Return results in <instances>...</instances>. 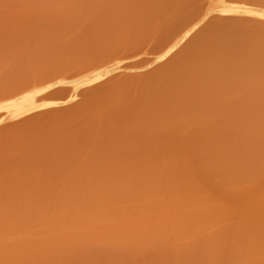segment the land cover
<instances>
[{
  "label": "bare ground",
  "instance_id": "obj_1",
  "mask_svg": "<svg viewBox=\"0 0 264 264\" xmlns=\"http://www.w3.org/2000/svg\"><path fill=\"white\" fill-rule=\"evenodd\" d=\"M0 1L4 4L3 7L11 6V9L15 8L14 10H17L16 7L26 10L35 7L36 9L40 8L36 10L37 12H40V10L46 11L47 8L52 7V11L56 9L53 14H48L49 16L46 14L47 12L42 13V16L45 14L48 25L56 26L59 29L54 32H51L52 30L50 31V29L47 30L48 28L45 27L43 20L42 26H44L42 28L45 29L46 35L44 32L43 35L38 34L43 36L40 37L43 39L49 37L50 34L48 35L47 33H52L50 37L52 35L54 37L59 33L63 35L59 37L61 38L59 39L62 41L61 43L64 42L63 40L66 37L67 40L65 42L68 40L71 42V38H68L69 35L65 33H69V31L61 30L75 28L76 25L83 26V29L87 31L82 29L85 35H81V39L76 36L74 41L78 40V42L75 45H85L86 36L88 38L93 31L98 35L94 42V50L97 51L100 49L101 44L99 39H104L106 31H109V29L116 30L119 28L121 35L131 32L138 40L148 34L153 36L152 42L147 44L148 49L141 56H135L129 61L130 63L127 60H122V67L117 78L113 77L112 74L114 72L110 74L111 77L105 74L98 80L105 79V82H100L93 90L91 86L90 88L86 87L90 84L85 85L84 75L71 79L72 81L68 84L69 89L64 90L59 95L62 100L37 107L31 113H38L37 111L42 109L49 110V107L56 108L58 106L64 107L65 105L66 108V104L75 101L76 97H78L77 100L80 99L79 94L82 97V94L87 93L86 97L83 96L79 101L80 104L77 100L75 101V103L77 102L76 105H79L75 108L72 107L74 109L71 108L70 112L65 113L66 109L63 110L64 108L58 107L51 111L41 112L37 116H25V118L28 117V121L25 120L27 121L25 123H28L25 129H7L6 125L10 122L2 125V127H6L5 129L0 128V230L6 231L10 229L16 221L18 222L20 218L23 219V216L30 218L39 216L43 212L53 215L58 214V218L66 216L64 214L68 213L67 210L70 208L69 199L76 200L75 202L79 203L81 196H83V199L87 196L86 200L84 199L85 201L88 200L87 198H92L95 203L94 200L113 198L114 195L123 193L124 190L122 189L128 185L153 188L161 183L168 187L187 186L199 188L206 183L210 186L218 187L239 181L259 183L264 179V21H261L256 16L247 14L249 12L264 11V0ZM81 1L82 3L86 1L92 2L91 9L88 11L81 9L75 10L73 13L70 12L71 7L79 8V5H86L87 2L82 4ZM74 2L75 4H71ZM78 2L81 4L78 5ZM107 3H113L114 6L110 8L109 12L100 14ZM191 3L193 5H190ZM189 5L193 6L191 11L188 10L190 7L187 6ZM0 7V13L3 11L0 14V19L9 18L8 21L19 24L22 18L19 17V10H17L19 12L17 19L15 18L16 14L12 15V17L10 15L11 18L18 20L17 22L8 17L9 13H5L6 11L2 9V4H0ZM3 15L5 16L3 17ZM33 15L36 16L34 22L37 23V14L34 13ZM29 17L30 15L28 14L27 18ZM25 21H21V23L25 24ZM27 21L26 23L30 24ZM0 22L3 23L2 21ZM39 23L41 22L39 21ZM33 24H30L29 27L33 26ZM0 28L3 29L2 26ZM185 33L190 34L186 36ZM71 34L69 37H71ZM16 36L19 38L25 37V35L20 36V33L16 34ZM58 36L60 35L56 37L58 38ZM160 38L164 39L161 44L158 43ZM80 41L85 44H78ZM63 46L62 48H64ZM52 47L50 49L54 48ZM71 49L66 48V51H74L75 47L73 50ZM169 49H172V51H169ZM166 52L168 55L163 60H160V57ZM115 73L117 74V72ZM105 77H109L107 81ZM83 87L85 90L87 88L91 91L87 90L85 92ZM80 88L84 93H82ZM76 91L75 96L73 93ZM61 97L59 98L61 99ZM166 105L173 107L156 108V106L162 107ZM65 114L66 116L63 117ZM164 116H168L171 120L162 123ZM48 121L50 125L47 124ZM52 121L55 122L52 123ZM22 122L24 124V121ZM21 124H18V126L20 125L21 127ZM10 125L12 123L9 124V127ZM31 128H33V133L29 135L28 130ZM159 128L162 129L161 132H158ZM176 140H178L177 143ZM20 166L23 168L22 175L20 174L22 173L21 169L16 171L17 167ZM22 178L25 180L30 179L29 185L33 186L32 190H22L18 186V183L23 180ZM80 184H83L82 188L85 187L84 185L86 187L90 186L88 195L85 196L87 191L85 193L80 191ZM86 187L84 190L88 188ZM128 191L130 192L125 195L137 190L130 189ZM262 199L260 197L256 198L255 202L241 208L236 206L237 201H235L231 208L222 211L224 214L220 211L221 214L218 213L219 216L217 212H213V215L210 212L204 215L181 216L183 218L182 226L189 225L186 226L187 228L182 227V230L180 229V236L184 237L188 234L184 239L181 237L184 241L180 240V236H177L179 232L174 235L173 231L166 229L169 222L171 224V220L158 223V228L161 225L163 228H159L160 231L163 232L165 231L164 229L170 231L168 232L170 236L166 231L163 232L165 241L162 240L164 242H160L162 244L160 246L165 247L163 249H167L169 245L171 247L173 245L172 240L176 237L180 240L177 243H180L175 248H179L182 251L185 249V253L181 250L179 252L177 249L182 254L176 253L174 246L175 253L172 249L174 254L171 253V249H168L170 252L165 253L167 260L169 258V261H171L172 258H176L177 261H171L173 264L175 262L177 264L178 260L181 264L182 262L184 264H198L200 263L198 260L202 261V258H200L202 257L201 252H205V254H208L203 257L206 259L207 256L206 261L208 260V264H212L216 255H219L220 251L224 253V247L227 246L225 252L230 254L228 255L229 257L233 256L235 258H232L233 264H237L246 258H252V263L246 262L247 264H253L255 258L257 264H264V258H262L263 262L259 258L264 254V202ZM222 214L226 218L222 219ZM5 216H8L9 220L4 222L5 226L1 227L2 218ZM190 216L194 219L190 218ZM198 216L199 220L203 217V222L200 221L201 223H198ZM239 216H241L242 220L238 219ZM236 217H238V222L235 219ZM16 218L19 219L16 220ZM181 218L172 219L176 223V228L180 227L176 220ZM213 218L216 219L212 220ZM219 218L222 220L220 221ZM232 218L236 222L230 221L233 220ZM244 218H248V221ZM209 219L210 221L212 220V223ZM184 220H186L185 223ZM193 220H198L196 222L197 225H193L195 223ZM216 220L220 222H216ZM223 220L226 224L223 223ZM187 221L190 224H186ZM232 222L234 226L229 227ZM141 223L140 225L143 224ZM147 223L148 227L154 225L153 229L158 231L157 227H155L157 224H151V222H144V226L139 229L144 227L147 230ZM203 223L210 227H203V230ZM220 223L221 226L219 227ZM137 224L140 226L139 223ZM137 224H135V230L138 229ZM170 224L168 227H170ZM87 225L88 228H84L86 224L79 226L70 225L66 229H61L62 231L59 230L60 232L55 235L51 234L42 238L44 240L41 242V239L32 241L28 247H19L17 244L16 246L13 244V247L10 248L7 245H0V264H18L22 254L25 252H29L28 256L33 255L34 257L32 256L33 258L30 259L29 257L31 256L28 257L25 253L23 255L25 262H23V259L20 261L21 263L36 264L38 262L37 264H43L40 262L44 261L45 264L48 257H51L52 254V257H56V254L59 251L61 253L62 250L64 254L63 252V255L58 254L54 262L61 258L60 261L62 262L57 260V263H63V256L66 255L65 259L69 258L71 263L70 261H64L66 262L64 264H68V262L72 264L73 257L84 254L82 253L83 251H80L83 246H87L88 249L91 248L88 247L90 245L86 244L91 241L96 230L91 224L88 223ZM222 225H226L224 229ZM195 226L196 228L198 227L197 234L203 233L207 228L213 231L211 230L212 232L209 231L207 233V230L206 233H203L205 237H202V239L208 238L204 240L206 242L202 241L199 245L198 243L190 245L192 237L196 241V238H194V235L197 237ZM215 226L218 228H215ZM127 227L126 229L123 228L125 231L119 232H117L116 228L102 229L103 233H99L104 238L101 237L102 240H100L102 242L107 240L103 244L108 247V250L110 244L112 245L111 250H118L119 247L121 250L126 247L124 251H127V248L128 250L129 248L132 249L128 247V244L129 246L134 244L133 242L129 243L130 237L133 236L136 241H139L145 236L141 234L140 237H135L133 235L135 230L132 233V230L131 232L129 231L130 227ZM200 227L202 229L199 231ZM176 228H171V230L178 231L179 228L177 230ZM183 228L187 229L188 233ZM221 228L222 231H218ZM229 228L231 230H228ZM48 229L50 230V228ZM114 229H116V232ZM140 232L144 233L142 230ZM147 232L146 239L142 240L146 242L144 245H147V241H150L149 244L153 241L149 239L151 231L148 233L149 235ZM139 233L136 234L139 235ZM210 233H214V235L210 236ZM222 233L223 235L221 236ZM188 237L190 240H186ZM214 237L215 239H212ZM198 239L200 240L201 238ZM211 239L214 243L217 240L219 243H211ZM63 240L66 242H63L65 246L62 243ZM141 240L139 241L140 244L137 245V249L135 245H132V250L134 251H130L133 254L137 250L142 251L141 249H144L145 246L142 247L143 243ZM166 240H168L169 244ZM207 240L210 241L208 242ZM110 241L115 243V248ZM188 242L190 247L193 246V248L191 247L192 250L188 247ZM55 244L56 246H54ZM149 244L150 248L154 243ZM184 245H187L186 247L190 250L188 249L187 251ZM106 246H103L105 250ZM117 246L118 248H116ZM182 246L184 247L182 248ZM206 247H208V251H206ZM230 248H232L233 253L230 252ZM91 249L90 252L88 250V255L92 253ZM163 249H160L161 252L158 251L159 255L163 253ZM77 250L80 253H77ZM111 250L109 252L106 250L107 255L105 253V258H103L111 263L116 261V263H120L119 261L123 262L124 260L122 259L124 258L125 261L123 263L125 264L128 259L126 257H129V252L127 251L128 254L123 252L125 256L122 258L123 255L116 250L115 258L109 257L110 260H108L106 256H109V253L111 256L114 255ZM49 251L52 253L49 254ZM84 251L87 252V250ZM191 251L192 253H190ZM258 252L260 254L258 257L260 262L257 259ZM143 253L141 254L142 256ZM188 253L193 255L192 259ZM171 254L175 255V257L172 256L170 258ZM36 255L40 256V258H37ZM91 255L93 256L95 253ZM24 256L28 257L30 261H26ZM82 256L81 259L77 257L79 261L81 260L79 264H86L87 257ZM138 256H140V253L136 257ZM160 256L162 257V255ZM228 256L226 255L227 260L225 262L229 260L227 263L232 264L230 263L232 259ZM116 257L122 259L116 260ZM195 257L197 258V263ZM77 258H75L76 261L78 260ZM142 258L137 259L140 260ZM182 258L183 260L181 261ZM131 259L133 260V258L129 257L128 260L131 262ZM106 260L104 262L107 264ZM145 260L141 261L146 262ZM160 260L162 262L163 257ZM221 260L223 259L221 258ZM164 261L166 262L165 259ZM215 262L218 263L217 261ZM100 263L102 262L100 261ZM246 263L241 262V264ZM154 264L160 263L156 262Z\"/></svg>",
  "mask_w": 264,
  "mask_h": 264
},
{
  "label": "rangeland",
  "instance_id": "obj_2",
  "mask_svg": "<svg viewBox=\"0 0 264 264\" xmlns=\"http://www.w3.org/2000/svg\"><path fill=\"white\" fill-rule=\"evenodd\" d=\"M86 2H83V3H86ZM81 3H82V1H81ZM81 3L78 2L77 4L79 5ZM0 4H2V7H3L4 4L2 2ZM71 4H75V2L71 3ZM190 5H193V3H191ZM190 5L187 7H190V8H188V10L191 11L192 10L191 8L193 6H190ZM65 6L67 7V5H65ZM81 6H83V7L81 8ZM113 6H114L113 3H107V5H105L103 10L100 12V14L109 12L110 8H112ZM91 7H92V2H87L86 5L85 4L79 5L80 9L71 7L70 12L73 13V12H75V10H81V9L88 11L91 9ZM38 8H39V6H38ZM2 9L6 11V12L4 11L6 14L9 13L8 17H10V15L12 17V15L14 16L16 14V16H15L16 19L18 18L17 15L20 12L21 16L19 15V17L24 18V20H22V18H21V21H25V20L27 21L29 19L27 22H30V24H32V23H34V24H33V26H30V27H29L30 24L29 23L27 24L26 21H25V24H26V26L28 25L27 27L24 26L25 24H22L21 21L19 22V24H14L12 21L11 22L8 21L9 18H7V16H6L7 19L3 18L6 14L3 15V17H2L3 19H0V21L3 22V23L0 22V27L2 26V28H3V29L0 28V30H1L0 31V124H1L0 128L1 129H5L6 126H7L6 127L7 129H13V130H16L19 128L25 129L26 125L28 124V123H25L28 121V119H27L28 117H33L34 115L37 116V114L44 112L48 109L39 110V111H37L38 113H36V112L31 113V112L36 110L37 107H41V106L47 105V104H53V103L57 102L58 100H62V97L59 95H61V93L64 90L69 89L68 84L73 79H76V78L84 75L85 76L84 77L85 85L90 84L86 87L90 88V86H91V89L93 90L97 84H99L100 82H103V81L105 82V79L98 81L105 74H107V75H109V77H111L110 74H112L114 72L112 75H113V77L117 78L119 70H121V67H122L121 66V64L123 62L122 60H127V62H129L135 56L136 57L141 56V54H143L145 52V50L148 49L147 44L151 43L152 39H153V36L151 34H148V35L144 36L143 38H141L140 40H138L137 38L134 37V35L131 32L126 33L125 35H121L119 32V28H117L116 30L109 29V31H106L105 38L99 39V41H101L100 49H98L96 51V50H94V48H95L94 42L98 38V35L95 34L93 31L90 34V36H88V38L86 36V39H87L86 44L82 43L81 41H80V43H78V44L82 43L85 45H82V46H79L77 44L75 45V43L78 42V40L74 41V39H76V36L77 37L79 36V38H80L81 35L82 36L85 35L83 33V30H84L83 26L81 27V26L76 25L75 28H66L65 30L60 29L61 31H69V33L65 32L69 36L72 33L71 37L68 36V38H71V42L69 40L65 42V40H67V37H66V39H64V40L62 39L64 42L61 43L62 41L59 40V39H61L59 37H62L63 35L58 33L57 35H60V36H58V38H57L56 37L57 35L55 34L56 32L54 33V35H56V36H54L55 38L52 37L53 35L50 37V35L52 33H47L48 35L50 34L48 38H45V39L40 38L43 36H40L38 34L43 35L45 33V35H46V32L44 31L45 29L42 28L44 25H46L45 27L48 28V29L46 28L47 30H49V29H50V31L52 30L51 32L56 31V29L59 30L58 28H56V26H50V25H48V23H46L47 19L44 16L45 14H43L44 17L42 16V13H44V12H47L46 13L47 15L48 14L50 15V13L53 14V12H55V10H56L55 7H54L55 10H53V11H52L53 7H52V8H47L46 11L40 10V12L36 11V10L40 9V8L36 9V7L31 8L30 10L29 9L28 10L21 9V8L18 9V7H16V9L19 10V12H17V10H14L15 8L11 9V6L10 7H8V6L3 7ZM31 10H33L34 12ZM28 11H30V12H28ZM184 11L186 12V10H184ZM2 12L0 14H2ZM21 12H22V14H21ZM34 13L37 14V19H36L37 23L34 22L35 21L34 19L36 18V16L33 15ZM28 14L30 15V17L31 16L32 17L27 18ZM48 16H47V18H48ZM15 18L14 19L11 18V20L15 21L16 20ZM32 18H33V20H31ZM43 20H44V25L42 26ZM16 21L18 22V20H16ZM39 21L41 23H39ZM182 23L184 24V22H182ZM2 24H4V25H2ZM48 26H50V27H48ZM59 28H61V27H59ZM39 31H42V32H39ZM84 31H87V30H84ZM15 32H16V34L20 33V36L25 35V37L23 36V37L19 38V37H17L19 35L16 36ZM33 34H35V35H33ZM63 34H64V32H63ZM66 34H64V35H66ZM72 35L73 36L75 35V36L73 37ZM163 41H164V39L160 38L158 40V43L161 44V43H163ZM68 42H69V44H68ZM70 43L74 44V46H72V44H70ZM37 45H38V47H37ZM62 45H64L63 46L64 48H62ZM36 47H37V49H36ZM51 47L53 49H50ZM65 47L67 49L72 48L71 50H73L75 47V49H74V51H66ZM60 48L63 50H61ZM50 50H51V52H50ZM123 65H124V63H123ZM115 72H117V74ZM109 77H105L106 81H107V78H109ZM49 85H55V86L49 87ZM83 89L85 92H87V90H89L87 88L85 90L84 87H83ZM81 91H82V93H84V91L82 89H81ZM89 91H91V90H89ZM36 93H39V94L37 95ZM76 93H77V91L74 92L73 94H75V96H76ZM86 94L87 93L82 94V97L80 96L81 94H79V95L77 94L80 97V99L77 100L78 97H76L75 101L77 100L79 102L81 100V98H83V96L86 97ZM59 97H61V99ZM75 101H72V102L66 104L67 107L69 106L68 108L67 107L65 108V105H64V107H60V106H58V107L64 108L63 110L66 109L65 113L70 112L72 109H74L77 105L80 104V102H79V104L76 105L77 102L75 103ZM58 107H56V108H58ZM72 107H74V108H72ZM172 107L173 106H169V105L162 106V107L156 106V108H172ZM49 108H50L49 109L50 111L52 109H56L55 107H53V108L49 107ZM131 108H135V107H131ZM67 109H69V111H67ZM28 115H30V116H28ZM25 116H28V117L25 118ZM65 116H66V114L63 117H65ZM15 120H16V122H19V123H16ZM21 120L24 121L25 126ZM25 120H27V121H25ZM167 120H171V119L168 116H164L162 123H165V121H167ZM49 121H51V120H49ZM49 121L47 122V124L50 125ZM8 122H10L9 124L12 123V125H10V127L12 126L13 128L9 127V124H7ZM54 122L55 121H52V123H54ZM5 124H7V125L2 127V125H5ZM15 124H16V127H15ZM18 124H21V127H20V125L18 126ZM14 127H15V129H14ZM160 127H162V125H160ZM35 129H37V127H35ZM161 131H162V129L159 128L158 132H161ZM28 132H29V135H31L33 133V128L29 129ZM177 141L178 140H176V143H177ZM29 159H31V158H29ZM20 169L22 172L23 171L22 166L17 167L16 171L20 170ZM20 174L22 175L23 172ZM12 175H14V174H12ZM22 179L23 180H21L18 183V186L22 190H32L33 186L29 185L30 179H26V180L24 178H22ZM82 185L80 184L79 186H81V188H79V186H78V188L80 189V191H84L82 193H85V191H87V194H85V196H86V195H88V192L90 190V186H87L88 187L87 188L86 185H84L87 188L86 190H84L85 187L82 188ZM130 189L131 190H137V191L131 192V194L125 195L127 192H130V191H128ZM122 190H124L123 193L118 194V195H114L113 198H107V199L103 198V200L100 198L98 200H94L95 203L93 202L92 198H87L88 200L85 201L87 196L84 197L85 200L83 199V196H81L79 199V203L75 202L76 200L69 199L68 203L70 205V208L67 210L68 213L64 214L66 216H62L60 218H58V216H57L58 214L53 215V214L47 213V212H43L39 216H34V217H30V218L27 216H23L24 217L23 219L20 218L22 220H20L19 218H16V220L19 219V221L21 223L19 221L17 222L15 220L16 222L14 223V226H12L10 229H7L6 231L0 230V245H7L10 248L13 247V244H15V246L17 244V246H19V247H25V246L28 247V245L30 243H32V241L41 239L40 240V242H41L44 240V239L42 240V238H45L51 234L55 235L56 233L60 232L59 230L66 229L67 227H70V225H73V226L78 225L79 226V225L86 224V226L84 228H86V227L88 228L87 224L89 223L96 230V231L94 230L96 233L93 235L91 241L88 242L89 244L87 243L86 245H90V246H88V247L92 248V249L90 248L92 250V253H90V254L95 253V255H93L95 257H93L91 255L93 257L92 258L90 256V254L88 255V250L90 252V249H88L87 246L86 247L83 246L81 248L82 250H80V251L81 252L83 251L82 253H84V254H82V253L81 254L84 255V257H87L86 264H92V263L93 264H106V262H104V260H106V259H104L105 253L107 251L109 252V250H111L112 245L110 243H108V244H110L109 250H108V247L106 245H104L105 242L107 241L106 238H105V240H106L105 242L101 241L102 235L100 233H103L102 229L116 228L118 230L117 232H119V231H125V230H123V228L126 229V227L128 226L127 228L130 227L129 231L131 232V230H132V233H133V230L136 229L135 224L139 223V225H140L141 222L143 224H144V222L145 223L151 222V224H157L155 227H157L158 231L153 229L154 225H152V226L149 225L150 227H148V223L146 226V229L148 228L147 229L148 232H147V230H145L144 227H142V229H139V228H141V226H144L141 223L142 225H140V226H138V224H137L138 232H136L137 230H135V233H133V235L135 237H140V235L142 234L146 237V232L148 234L151 231L150 232L151 237H149V239L153 240L151 242L154 243L153 244L154 246L152 245L149 248L148 244L150 241H147L148 242L147 245H144V243H146V242H143L142 240L145 237H143L142 240L139 238L143 243L142 247L145 246L146 248L144 247V249H141L142 251H140V250L136 251L137 245L140 244L139 243L140 240L136 241L135 238L133 236H131L129 239V243L130 242L134 243L132 245H135V247H136L135 254L132 253L134 251V250H132L133 249L132 245L129 246V244H128V247L132 248V249L129 248V250L127 248V251L129 252V254L127 251H124L126 249V247H124V249L121 250V249H119L120 247L118 248V246H117L116 248H118V250L117 249H114L115 251L111 250V251H113L111 253L112 254L114 253V255L111 256V254L109 253V256H106V257L108 258V260H110L109 257L115 258V256H116L115 253L118 251V252H120L119 254L123 255L122 258L125 256L123 254V252L124 253L127 252L126 254H128L129 257L133 258V260L131 259L132 264L134 262H135L134 264H139V263L140 264L141 263H143V264L144 263L154 264L156 262L157 263L159 262L160 264L163 262V264H166L167 261L173 264V262L177 261V259L176 258L173 259L172 256L175 257V255L171 254L170 258H172V260L171 259L170 260L173 262L169 261V258L167 260L166 254H167V252H170V250H168V249H171V253H173L172 252L173 246L175 248L178 246V243H180V242L177 243V241H180V240H182V238L184 239V237L186 238V236H188V234H187L188 231H186L187 229L185 230L184 228L186 226H189V225H185V227L182 226V222H183L182 219L183 218H181V216H185V217L187 216L188 217L189 215H193V214L204 215V214L210 213V212H212V215H213V212H215V213L217 212V215H218V213H220V211H221V213L224 214V212H222V211H226L229 208H231L235 201H237L236 206L240 207V208L242 206L245 207L246 205H248L252 202H255V199L259 198V197L263 198L262 200L264 202V179L259 183H250V182L239 181V182H231L227 186H218V187H213V186H210L206 183L205 185H202L199 188H193V187H187V186L168 187V186L161 184V183L157 184L153 188H148L146 186L134 187V186L128 185V186L124 187ZM88 197H90V196H88ZM223 214L221 215L222 219L225 217V215L223 216ZM178 217L181 218V219L176 220L178 222L177 224H179V226H180V227H177V228H179L178 231L171 230V228H174V229L176 228V223L172 219H176ZM229 217L231 218V216H229ZM190 218H193V217L190 216ZM208 218H210V217L208 216ZM216 218H218V217H216ZM216 218H213L212 220H215ZM237 218L238 217L235 218L236 221H237ZM202 219H203V217H202ZM202 219L199 220V216H198L199 221L193 220V222H195V223H193V225L194 224L197 225V223H196L197 221H198V223L200 221L203 222ZM210 219H209V221H210ZM222 219L219 218L220 221ZM232 219L233 220H230V221L235 220L234 218H232ZM238 219L242 220L241 216H239ZM244 219H247L246 221H248V218H244ZM8 220H9L8 216L3 217L2 218L3 222L1 223V227L5 226L6 224L4 222H6ZM167 220H171V224H170V222H169V224H170V227L171 226L172 227L171 228L168 227V225H169L168 224L166 229L173 231L174 235H175V233L179 232L177 235L179 237L180 236V229L182 230V227H184L183 230L185 232H187L186 233L187 235L184 237L180 236V240L176 236H172V237H176L175 239L173 238V240L171 237H169L173 243V245L171 244L172 248L169 245V247H167V249H163L165 247L160 246V245H162V244H160V242L162 240H164L163 239L164 238L163 232L166 231L168 234V232H170V231L164 229L165 231L162 232V231H160V229L162 228V225L159 227L160 229L158 228V226L161 222H164ZM219 220H216V222ZM99 221H103V222H99ZM185 221L186 220H184V223H185ZM190 221H192V220H190ZM226 221L229 222L228 220H226ZM236 221H234V222H236ZM43 223H45V224L43 225ZM221 223L219 224V227L221 226ZM223 223L226 224L225 221ZM186 224H190V222L187 221ZM205 224L204 223L202 224L203 225L202 228L203 227L206 228L207 226L210 227L209 225L206 226ZM229 224H230V222H229ZM191 225H192V222H191ZM191 225H190V227L192 230ZM216 225H217V223H216ZM199 226H201V225H199ZM217 226H215V228ZM225 226H223V229ZM231 226L232 227L234 226L233 222H232V225H230L229 227H231ZM48 228H50V230ZM177 228H176V230H177ZM195 228H196V226H195ZM197 228H196L197 237H195V235H194V238H196L195 240L197 242L194 241L193 237H192V241H191L192 243L190 242V245H193L195 243L196 244L198 243V245L201 244L202 241L208 239V238L202 239V237H205V235L203 233L204 232L206 233L207 230H208L207 233L212 230V229L207 228V230H205L203 233H198L199 234L198 235L197 234V230H198ZM202 228L200 227L199 231ZM116 229H114L115 232H116ZM188 229H190V228H188ZM97 230H101V231H97ZM114 230H112V231H114ZM141 230L144 231V233L143 232L139 233V231H141ZM203 230H204V228H203ZM228 230H231V229L229 228ZM218 231H222V228H221V230H218ZM104 232H106V230H104ZM185 232H184V235H185ZM136 233H139V235ZM96 234H98V235H96ZM171 234H173V233H171ZM216 234H215V237H216ZM136 235H138V236H136ZM168 235L170 236V233ZM168 235H166V236H168ZM181 235H183V234H181ZM189 235H190V233H189ZM201 235H204V236H201ZM212 235H214V233H212L210 236H212ZM222 235H223V233L221 234V236ZM198 236H201V237H198ZM215 237L212 239H215ZM102 238H104V237H102ZM198 238L202 239V240L200 239L201 242H199L200 240ZM5 239H9V240H5ZM212 239H211V243L213 242ZM168 240H166V241L168 242ZM186 240H190L189 237ZM164 241H162V242H164ZM182 241H184V240H182ZM207 241L209 242L210 240H207ZM217 241L215 243L214 242L213 243L218 244L219 242H217ZM63 242H65V241L63 240L62 243ZM110 242L113 243V241H110ZM204 242H206V241H204ZM152 243H150V244H152ZM185 243H187V242H185ZM211 243H209V244H211ZM40 244H42V243H40ZM114 244L115 243H113V247H114ZM168 244H169V242H168ZM63 245H64V243H63ZM67 245L69 246V244H67ZM165 245H167V243H165ZM181 245H183V244H181ZM188 245H189V242H188ZM190 245L188 247H190ZM40 246H42V245H40ZM54 246H56V244ZM68 246H67V248H68ZM103 246L107 247L106 248L107 251L105 250V247H103ZM163 246H164V243H163ZM184 246H182V248ZM152 247H153V249H152ZM188 247H186L187 251L189 249ZM191 247L193 248V246H191ZM226 247H224L225 251H226ZM60 248H62V247H60ZM192 248H191V250H192ZM228 248H229V245H228ZM57 249H59V248H57ZM83 249L87 250V252L84 251ZM145 249L146 250L148 249V251H146ZM160 249H163L162 250L163 253H160V255H162V257H163L162 262L160 260L162 257L159 255V252H161ZM177 249L179 250V248H177ZM177 249H176V251H177ZM205 249H206V251L209 250L208 247H206ZM231 249L232 248H230L229 250H230V252L233 253V251ZM180 250H179V252H180ZM184 250L185 249H183V251L182 250L181 251L183 253H185ZM54 251H55V249H54ZM65 251H66V248H65ZM143 251H144V253H143ZM164 251H166V252H164ZM225 251H224V253H226ZM62 252L64 254L63 250H62ZM62 252L61 253H60V251H59V253L56 252L57 253L56 257H58V254H62ZM76 252L78 253L79 251L77 250ZM137 252L140 253L141 257H143L142 259H140V260L137 259V258H141L140 256L136 257L139 254V253L137 254ZM141 252L143 253V256L141 255L142 254ZM179 252L177 251L176 253L182 254ZM227 252H228V249H227ZM25 253L22 254V258H21V260L24 259L23 262H25V258H23V255H25ZM51 253L52 252H50L49 254H51ZM145 253H146V255H144ZM174 253H175V250H174ZM190 253H192V251ZM190 253H188V254H190ZM220 253H219V255L217 254L215 257V261L218 262V263H216L214 261L215 264H219L220 262L222 264L223 263L228 264L227 262L229 260L227 262H225V260H227L226 255L228 256L230 254L226 253L224 255V253H222L221 251H220ZM27 254H29V252L26 253V255ZM81 254H79V255H81ZM163 254L165 255V257ZM168 254L170 255V253H168ZM207 254H205V252H203V253L201 252L202 257H200V258H202V261L198 260V262H200L201 264H208V260L206 261L207 256H206V259H205V257H203ZM52 255H51V257H48L49 260L47 259V257H45V259H47V261H46L47 264H64V263H66L64 261H70L69 258L65 259L66 258V255H65V256H63L64 258L62 259L63 263H57V260L60 261L61 258H60V260L57 259L56 262H54L56 257H52ZM106 255H107V253H106ZM147 255H148V258H147ZM149 255H150V257H149ZM169 255H167V256H169ZM29 256H31V257H29ZM29 256L28 257L30 259L34 257L33 255H29ZM75 256H76V254H75ZM81 256L77 255L75 258L80 257V259H81ZM133 256L135 257V259ZM192 256L193 255H191V259H192ZM259 256H260V254L258 252L257 259L261 258V261L263 262L262 258H264V254H262L261 257H259ZM24 257H26V256H24ZM28 257H26V261L29 259ZM38 257L40 258V256H37V258ZM41 257H43V256H41ZM117 257H116V260L122 259V258L119 259L120 257L119 258H117ZM129 257L127 256L126 259L127 258L129 259ZM185 257L187 258V256H185ZM218 257H219V259H217ZM224 257H226V258L224 259ZM230 257H231V259L232 258L235 259L233 256H230ZM75 258L74 257L72 258V259H74L73 262L75 261V263L72 262V264H79L81 262V260L79 261V259L77 258L78 260L76 261ZM188 258L190 259L189 255H188ZM197 258L195 259V261L197 260ZM200 258H198V259H200ZM203 258H204V260H203ZM221 258L223 260L220 261ZM2 259H5V258H2ZM82 259H83V256H82ZM92 259H94L93 260L94 262L92 261ZM128 259L126 260L125 264H128V263L131 264V262ZM164 259L166 260V262L164 261ZM233 259L231 260L232 262H230L232 264H233ZM251 259L246 258V259H243V261H241V262H243V263L244 262L245 263L251 262L252 263ZM21 260H19L18 264H25V263H21L20 262ZM34 260H36V259H34ZM122 260L125 261L124 258ZM141 260H145L146 262H144V261L142 262ZM182 260H183V258L181 259V261ZM28 261H30V260H28ZM31 261H33V260H31ZM84 261H85V259H84ZM89 261H92V262H89ZM100 261L102 263H100ZM114 261H115V259H114ZM127 261H128V263H127ZM253 261H255L253 264H255V263L257 264L256 258ZM258 261L260 262V259ZM60 262H62V261H60ZM116 262L115 263L108 262V263H111V264L123 263L122 261H119L120 263H116ZM168 262H167V264H170ZM241 262H238V263L241 264ZM11 263H14V262H11ZM26 263L29 264L28 262H26ZM40 263L44 264V261H41ZM70 263H71V261H70ZM70 263L68 262V264H70ZM179 263L181 264V262L178 260L177 264H179ZM196 263H197V261H196ZM200 263H198V264H200ZM175 264H176V262H175ZM182 264H184V263L182 262Z\"/></svg>",
  "mask_w": 264,
  "mask_h": 264
},
{
  "label": "snow or ice",
  "instance_id": "obj_3",
  "mask_svg": "<svg viewBox=\"0 0 264 264\" xmlns=\"http://www.w3.org/2000/svg\"><path fill=\"white\" fill-rule=\"evenodd\" d=\"M248 15H251V16H256V17H258L261 21H264V11H260V12H249V13H247ZM193 31H194V29H193ZM190 33H185V35L187 36V35H189ZM169 51H172V49H169ZM168 55V53L166 52V53H164V55L163 56H161L160 57V60H163L164 58H165V56H167ZM55 85H49V87H54ZM46 90V89H45ZM37 95L39 94V93H36Z\"/></svg>",
  "mask_w": 264,
  "mask_h": 264
}]
</instances>
